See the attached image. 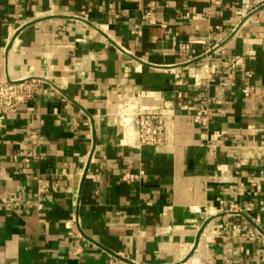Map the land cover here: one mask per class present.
<instances>
[{"label": "crops", "instance_id": "crops-1", "mask_svg": "<svg viewBox=\"0 0 264 264\" xmlns=\"http://www.w3.org/2000/svg\"><path fill=\"white\" fill-rule=\"evenodd\" d=\"M27 76L0 264H264V0H0V80ZM140 112L167 115L163 146Z\"/></svg>", "mask_w": 264, "mask_h": 264}, {"label": "built area", "instance_id": "built-area-1", "mask_svg": "<svg viewBox=\"0 0 264 264\" xmlns=\"http://www.w3.org/2000/svg\"><path fill=\"white\" fill-rule=\"evenodd\" d=\"M215 2L219 4L220 0H215ZM144 18L154 22L150 13H146ZM248 75L250 76V73ZM42 84V78L37 76L0 80V122L8 116L17 114L23 104H27L33 100L40 93ZM220 85L225 88H230L235 84L224 80ZM192 118L197 124L208 125L212 120V113L210 108L207 107L203 112L193 115ZM137 123L139 143L141 146L158 147L166 143L168 132L166 114L140 112L137 114ZM142 176V172L135 173L126 171L122 174V180L127 183H132L140 180ZM79 225V218L74 217L71 221L73 232H77ZM248 229L252 237H259L264 240V228L256 227L254 229L251 227Z\"/></svg>", "mask_w": 264, "mask_h": 264}]
</instances>
